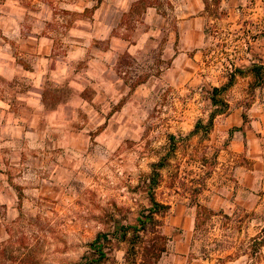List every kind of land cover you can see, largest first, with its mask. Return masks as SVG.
I'll list each match as a JSON object with an SVG mask.
<instances>
[{"label":"rangeland","instance_id":"rangeland-1","mask_svg":"<svg viewBox=\"0 0 264 264\" xmlns=\"http://www.w3.org/2000/svg\"><path fill=\"white\" fill-rule=\"evenodd\" d=\"M220 1L207 0V14L212 21L205 28L207 43L203 46L210 69L221 70V86L231 80L224 91L215 94L217 105L210 100L216 86L193 88L189 96L176 100L165 85L163 74L186 46L171 42L172 25L181 20V14L170 7L177 1H136L133 11L124 13L117 27H109V38L140 42L137 49L133 48L135 53L125 52L117 59L118 74L124 83L120 90L126 95L116 104L109 101V111L105 113L109 115V123L104 125L109 128L108 154L97 150L95 158L91 155L96 171L88 182H82L80 195L65 191L53 201L40 194V181L32 172L9 170L12 181L0 182V264H111L109 248L116 246L128 249L127 264L156 260L172 237L163 232L168 226L165 217L169 210L154 214L157 222H147L145 228L137 222L151 206L147 199L150 193L143 189V183L154 181L151 192L158 201L170 202L178 193L194 208L197 243L210 244L215 249L236 245L237 252L245 251L246 228L251 223L245 211L251 209L239 205L233 218L234 213L230 216L222 209H212L207 202L217 193L215 182L230 185L233 167L246 158L227 147L228 132L214 126L213 120L209 127L208 120L200 121L236 106L240 107L238 113L245 111L248 116L254 102L256 113L264 110V75L255 76L251 70L253 64L264 63V0H251L249 9L243 11L219 8ZM154 5L161 18L147 20V13L141 9ZM183 29H177V36L183 35ZM68 30L60 32L71 34ZM142 82L145 88L139 92L138 101L133 100L131 95H137L136 85ZM195 113L203 119L197 121L200 125L196 131L187 132ZM117 116H123L124 122L119 124L113 119ZM253 150L259 154L257 142ZM121 166L127 169L123 180L118 170ZM124 181L129 185L127 190L117 187ZM122 191L124 198L118 195ZM114 229L120 235L109 236ZM99 249L108 254L100 260Z\"/></svg>","mask_w":264,"mask_h":264},{"label":"crops","instance_id":"crops-1","mask_svg":"<svg viewBox=\"0 0 264 264\" xmlns=\"http://www.w3.org/2000/svg\"><path fill=\"white\" fill-rule=\"evenodd\" d=\"M136 1L140 0H0V182L12 181L9 170L16 169L32 172L40 181V194L51 198L49 201L65 191L80 195L82 182L95 174L94 153L98 150L106 155L109 151V128L104 126L109 123L105 114L109 101L116 104L126 95L120 90L124 83L117 59L125 52L135 53L133 48L140 42L109 38V27H117ZM175 1L170 7L181 14V20L172 25L171 42L186 46L163 78L178 100L189 96L193 88L219 87L224 78L221 70L210 69L203 47L207 43L205 28L212 21L207 0ZM249 4L251 0H221L218 7L243 11ZM157 11L156 5L141 9L147 20L161 18ZM183 27V35L177 36V29ZM61 29H69L71 34H62ZM143 88L144 82L137 84V95L131 98L139 99ZM256 103L249 106L245 120V111L238 113L239 106L213 118L214 126L228 132L227 147L237 156L244 155L246 161L235 164L230 185L215 182L217 193L207 203L230 216L239 205L251 209L245 211L251 221L245 251L237 252L236 245L215 249L197 243V213L185 203L186 197L176 193L170 202L154 197L168 205V226L163 232L172 237L156 260L145 264H264V110L256 113ZM208 116L192 115L187 132ZM113 119L124 122L123 116ZM256 142L258 155L253 150ZM124 168H118L122 180ZM149 185L143 183L146 193ZM128 186L126 181L117 185L121 190ZM118 195L125 197L123 191ZM147 199L151 204L148 195ZM117 235L116 229L109 233ZM255 241L262 243L253 248ZM127 253L121 246L109 248L111 264H127Z\"/></svg>","mask_w":264,"mask_h":264},{"label":"trees","instance_id":"trees-1","mask_svg":"<svg viewBox=\"0 0 264 264\" xmlns=\"http://www.w3.org/2000/svg\"><path fill=\"white\" fill-rule=\"evenodd\" d=\"M252 72H253V75L255 76H259V77H262V75H264V63L263 64H253L252 65V68H251ZM231 84V80L228 81V83L226 85H223L221 87H214L212 89V95L210 97V100H211V103L212 105H217V103L219 102L216 97H215V94L218 93V92H222L224 91L229 85ZM223 104L224 108L227 107V105L225 103H221ZM218 114H221V113H224L223 111H219L217 112ZM243 120L246 119V114L243 113ZM213 117H214V113H211L209 115V119L206 123V126L209 127L212 125V120H213ZM200 125V122H198L195 127H194V131H196V127ZM155 164H153V168H154ZM153 186H155V181L154 182H151V184L149 185V198L151 200V206L149 208H146L145 209V212L146 213H143L141 214L140 217L137 218V222L140 224V228H145V224L147 222H157L155 217H154V214H157L161 209L164 211V210H167L168 209V206L167 205H164V204H161V203H158L153 194H152V188ZM162 211V213H163ZM125 232L121 234V238H124L125 237ZM262 243V241H255L253 242V244H260ZM256 248V247H255ZM99 252V260L100 259H103L105 258L107 255H106V252L103 250V249H99L98 250ZM94 264H101L99 261H94Z\"/></svg>","mask_w":264,"mask_h":264}]
</instances>
